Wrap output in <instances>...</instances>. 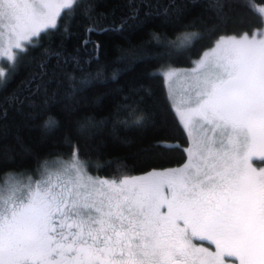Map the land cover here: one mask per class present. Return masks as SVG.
Returning <instances> with one entry per match:
<instances>
[{
	"label": "snow or ice",
	"instance_id": "snow-or-ice-1",
	"mask_svg": "<svg viewBox=\"0 0 264 264\" xmlns=\"http://www.w3.org/2000/svg\"><path fill=\"white\" fill-rule=\"evenodd\" d=\"M246 6L261 28L252 37H221L186 81L180 116L191 139L187 162L109 180L90 175L74 147L69 160L55 167L45 162L39 179L24 183L6 174L0 183V264H225V257L264 264V168L251 164L253 158L264 161V7L254 0ZM209 7L219 12L221 5L210 0ZM96 8L97 0H0L5 54L26 52L33 38L57 29L78 9L89 33L107 31L106 14ZM198 38L187 31L175 39L152 34L170 50ZM45 54L61 59L59 52ZM17 99L13 94L11 102ZM55 123L49 118L46 126ZM193 239L208 241L215 251Z\"/></svg>",
	"mask_w": 264,
	"mask_h": 264
},
{
	"label": "trees",
	"instance_id": "trees-1",
	"mask_svg": "<svg viewBox=\"0 0 264 264\" xmlns=\"http://www.w3.org/2000/svg\"><path fill=\"white\" fill-rule=\"evenodd\" d=\"M212 2L221 5L219 12L210 0H97L107 31L89 33L78 9L33 38L14 63L2 60L0 183L9 173L39 179L45 162L55 167L69 160L74 147L90 175L109 180L182 167L191 140L159 70L190 68L221 37L261 28L246 0ZM254 4L264 7V0ZM133 11L136 18L129 19ZM186 31L199 38L184 48L170 50L152 39L153 33L175 39ZM22 81L31 86L21 87ZM49 118L54 126H46ZM162 141L171 148L156 147ZM253 161L264 168V161Z\"/></svg>",
	"mask_w": 264,
	"mask_h": 264
},
{
	"label": "rangeland",
	"instance_id": "rangeland-1",
	"mask_svg": "<svg viewBox=\"0 0 264 264\" xmlns=\"http://www.w3.org/2000/svg\"><path fill=\"white\" fill-rule=\"evenodd\" d=\"M248 36L252 37L253 34L248 35ZM240 37H236V38H240ZM225 38H227V37H225ZM256 38L259 39L261 37L259 35H257ZM209 51H210V49L208 51H206V52H209ZM18 53H19V50H13L12 53H8L6 55L5 54V49H4V46H3V42L0 41V63H1L2 60H8L10 63H13L11 61V56L13 54L15 56H17ZM204 54H203V56H204ZM201 58L198 59L194 63V65L192 67H190V68H163V69L159 70V73L164 77L166 86L168 88L170 100L172 102L173 108L175 109V111H176V113H177L182 125H183V122H182L180 113L187 106V100H188V94L185 91L186 81L190 77V75L193 74L195 72V70L197 69V62L200 61ZM170 71L175 73V77L169 78L168 73ZM0 73H4V69H2L1 66H0ZM190 146H191V144H190ZM256 159L259 160V158H253L252 160H256ZM261 168L262 167L258 168V170L261 169ZM138 177H142V176H138ZM22 181L24 183H27V180H25V181L22 180ZM162 211H166V207L164 209H162ZM193 243L197 244V245L203 244V246L209 248L210 251H213V252L215 251V245L210 244L208 241H199L197 239H193ZM225 264H238V261H236L234 257H225Z\"/></svg>",
	"mask_w": 264,
	"mask_h": 264
},
{
	"label": "flooded vegetation",
	"instance_id": "flooded-vegetation-1",
	"mask_svg": "<svg viewBox=\"0 0 264 264\" xmlns=\"http://www.w3.org/2000/svg\"><path fill=\"white\" fill-rule=\"evenodd\" d=\"M251 164H252V166H253L254 168H256V169L258 170V167H257L256 165H254V161H253V160L251 161Z\"/></svg>",
	"mask_w": 264,
	"mask_h": 264
}]
</instances>
